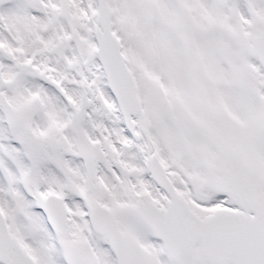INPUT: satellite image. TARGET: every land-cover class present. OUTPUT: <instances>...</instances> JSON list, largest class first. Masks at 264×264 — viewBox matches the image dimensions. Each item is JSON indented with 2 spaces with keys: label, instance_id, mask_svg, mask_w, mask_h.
Masks as SVG:
<instances>
[{
  "label": "snow or ice",
  "instance_id": "snow-or-ice-1",
  "mask_svg": "<svg viewBox=\"0 0 264 264\" xmlns=\"http://www.w3.org/2000/svg\"><path fill=\"white\" fill-rule=\"evenodd\" d=\"M0 264H264V0H0Z\"/></svg>",
  "mask_w": 264,
  "mask_h": 264
}]
</instances>
